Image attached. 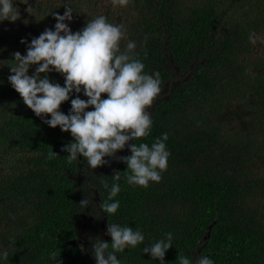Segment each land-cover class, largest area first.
<instances>
[{"label":"trees","instance_id":"obj_1","mask_svg":"<svg viewBox=\"0 0 264 264\" xmlns=\"http://www.w3.org/2000/svg\"><path fill=\"white\" fill-rule=\"evenodd\" d=\"M24 1L33 0H14L18 21L0 22V251L8 252L0 264H96L93 245L104 219L145 237L116 253L120 264H179V254L193 264L201 255L213 264H264V43L249 40L251 33L264 38V0H129L126 7L112 0ZM66 7L73 33L98 16L123 25L121 49L134 41L145 73L160 74L151 133L129 142L151 147L168 134L159 183H127L122 158L131 156L129 145L97 169L82 156L69 162L63 149L75 142L71 133L47 125L11 86L13 53L27 54L40 36L34 31H54L53 14ZM48 78L65 86L60 73ZM77 95L88 99L73 92L61 106L65 115ZM52 151L57 156L49 159ZM114 183L120 207L107 216L100 205ZM167 233L173 247L164 262L143 252Z\"/></svg>","mask_w":264,"mask_h":264},{"label":"clouds","instance_id":"obj_2","mask_svg":"<svg viewBox=\"0 0 264 264\" xmlns=\"http://www.w3.org/2000/svg\"><path fill=\"white\" fill-rule=\"evenodd\" d=\"M113 5L126 7L129 0H112ZM28 4V3H24ZM26 11L31 14L32 7ZM57 23L55 30L46 29L39 37L33 38L27 46V54L13 53V66L9 67L11 75L8 80L13 89L20 95L24 104L37 117L51 128L59 127L64 133H71L74 143L65 146L63 151L70 153L69 162L82 156L92 169L104 166L105 157H116L130 141H137L150 135L152 119L149 109L161 93V79L157 72L154 75L145 73V65L136 58V43L128 41L121 49L122 41L127 40L123 25L107 22L105 16H98L78 32L73 33L66 21H71L73 11L66 7L64 15L53 14ZM20 19V10L14 6V0H0V22L15 23ZM147 39V37H146ZM264 43V38L255 33L249 35L250 42L257 40ZM21 43L27 44L22 40ZM31 66H36L34 75H29ZM52 71L60 73L65 79V86L53 83L48 78ZM43 76V78H42ZM88 99H71V111L65 115L60 109L68 102L73 92ZM107 96L106 99L102 98ZM94 109L89 111L88 109ZM50 116L51 119H47ZM164 133L149 147L147 143L129 145L131 156L123 157L130 185L147 188L150 182L159 183L161 173L167 170L170 152ZM54 151L48 153L49 159L56 157ZM119 172L113 179L120 180ZM108 188L105 183L103 185ZM118 183L110 189L108 201L120 192ZM104 201L100 208L104 213H117L119 201ZM87 198L80 205L87 207ZM107 234L111 244L97 238L93 245L96 264H120L116 253L126 248H135L144 243L141 231L131 227L108 224ZM172 233L166 234L151 246L143 249L152 259L165 261L166 252L172 246ZM109 245L112 251L109 252ZM7 250L0 251V258L6 260ZM179 264H193L186 256H178ZM195 264H213V260L201 255Z\"/></svg>","mask_w":264,"mask_h":264},{"label":"flooded vegetation","instance_id":"obj_3","mask_svg":"<svg viewBox=\"0 0 264 264\" xmlns=\"http://www.w3.org/2000/svg\"><path fill=\"white\" fill-rule=\"evenodd\" d=\"M127 146V145H126ZM120 152V151H119ZM121 153V152H120ZM85 221L87 222L88 221V217L85 219ZM103 222V221H102ZM100 228H101V234L99 235V239H101L102 241H104V242H106V236L108 235L107 234V228H108V223H107V225L105 226V227H102L101 225H100ZM77 242V241H76ZM83 245H85V243L83 242L82 243ZM87 246H90V244L89 243H87ZM86 249H87V247H86Z\"/></svg>","mask_w":264,"mask_h":264},{"label":"rangeland","instance_id":"obj_4","mask_svg":"<svg viewBox=\"0 0 264 264\" xmlns=\"http://www.w3.org/2000/svg\"><path fill=\"white\" fill-rule=\"evenodd\" d=\"M36 1H42V0H33V1H24L25 3H29V4H32V2H36ZM55 1H57V0H55ZM25 12L26 13H28L26 10H25ZM25 18V17H24ZM30 30V29H29ZM26 32H29L28 30H26ZM37 35H40L42 32L40 31V30H36V31H34ZM121 152V151H120ZM83 218H84V220L87 218V216L86 215H84L83 214ZM85 225H87V222H85L84 223ZM84 225V226H85ZM84 235H86L85 237H88V232H85V234Z\"/></svg>","mask_w":264,"mask_h":264},{"label":"water","instance_id":"obj_5","mask_svg":"<svg viewBox=\"0 0 264 264\" xmlns=\"http://www.w3.org/2000/svg\"><path fill=\"white\" fill-rule=\"evenodd\" d=\"M107 225V219H104L103 222L101 223V226L102 227H105ZM109 235L106 236V240L108 239ZM69 244H72V245H75L76 244V241H71Z\"/></svg>","mask_w":264,"mask_h":264}]
</instances>
